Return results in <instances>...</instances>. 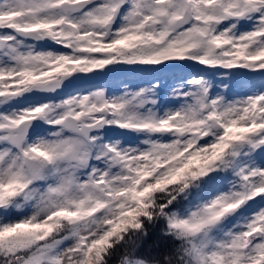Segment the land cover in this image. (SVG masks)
<instances>
[{
    "label": "snow or ice",
    "instance_id": "6c2138e0",
    "mask_svg": "<svg viewBox=\"0 0 264 264\" xmlns=\"http://www.w3.org/2000/svg\"><path fill=\"white\" fill-rule=\"evenodd\" d=\"M0 264H264V0H0Z\"/></svg>",
    "mask_w": 264,
    "mask_h": 264
},
{
    "label": "trees",
    "instance_id": "16d2710c",
    "mask_svg": "<svg viewBox=\"0 0 264 264\" xmlns=\"http://www.w3.org/2000/svg\"><path fill=\"white\" fill-rule=\"evenodd\" d=\"M159 235L157 230H151L149 238L145 241L144 249L147 250L149 245L153 244L157 240H159Z\"/></svg>",
    "mask_w": 264,
    "mask_h": 264
},
{
    "label": "rangeland",
    "instance_id": "374dc122",
    "mask_svg": "<svg viewBox=\"0 0 264 264\" xmlns=\"http://www.w3.org/2000/svg\"><path fill=\"white\" fill-rule=\"evenodd\" d=\"M233 89H234V90H237V91H241V92H243V89L238 88V86H237V84H236L235 81L233 82Z\"/></svg>",
    "mask_w": 264,
    "mask_h": 264
}]
</instances>
